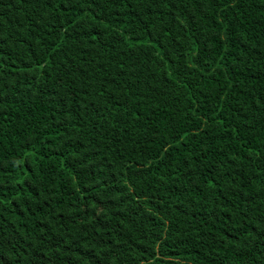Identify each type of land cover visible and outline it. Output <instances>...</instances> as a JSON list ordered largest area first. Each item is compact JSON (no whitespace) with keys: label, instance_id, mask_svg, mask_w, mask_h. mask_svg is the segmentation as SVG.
Wrapping results in <instances>:
<instances>
[{"label":"trees","instance_id":"trees-1","mask_svg":"<svg viewBox=\"0 0 264 264\" xmlns=\"http://www.w3.org/2000/svg\"><path fill=\"white\" fill-rule=\"evenodd\" d=\"M0 264H264V0H0Z\"/></svg>","mask_w":264,"mask_h":264}]
</instances>
